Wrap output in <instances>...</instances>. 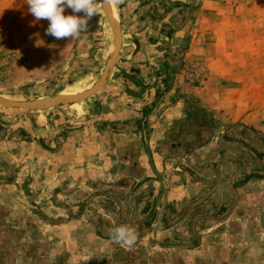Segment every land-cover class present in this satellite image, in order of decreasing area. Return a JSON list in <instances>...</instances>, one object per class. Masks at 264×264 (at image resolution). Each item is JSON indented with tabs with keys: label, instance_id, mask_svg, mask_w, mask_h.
I'll list each match as a JSON object with an SVG mask.
<instances>
[{
	"label": "crops",
	"instance_id": "crops-1",
	"mask_svg": "<svg viewBox=\"0 0 264 264\" xmlns=\"http://www.w3.org/2000/svg\"><path fill=\"white\" fill-rule=\"evenodd\" d=\"M1 4L28 14L27 0ZM119 4L120 53L131 46L140 63L190 79L189 67L200 68V2L191 11L185 0ZM61 50L43 44L38 53L56 64ZM147 52L154 55L144 59ZM140 76L124 92L109 78L59 142L62 121L48 112L36 127L23 121L19 138H9L6 120L0 125V264H264V142L251 139L258 132L245 128L248 141L235 132L206 138L200 77L181 82L187 94L152 100ZM120 101L132 106L119 109ZM79 192L88 193L80 206L65 203ZM121 225L137 230L132 247L112 241Z\"/></svg>",
	"mask_w": 264,
	"mask_h": 264
},
{
	"label": "rangeland",
	"instance_id": "rangeland-1",
	"mask_svg": "<svg viewBox=\"0 0 264 264\" xmlns=\"http://www.w3.org/2000/svg\"><path fill=\"white\" fill-rule=\"evenodd\" d=\"M112 2L119 26L118 12L121 6L119 0ZM198 2L200 131L206 138H216L220 131L232 136L235 132L238 140L248 141L250 135L245 128L253 129L259 134L264 132V0H185L189 11ZM144 6L146 5H141V11ZM165 9L160 8L161 11ZM183 9L184 7L180 10ZM23 10L19 5H0V99L11 102L44 100L72 92L80 84V80H93L97 83L112 58L114 51L111 52V46H115V36L106 19L101 0L97 4L98 14L88 21L87 33L72 39L57 40L46 35L49 22L36 21L29 12L27 14ZM64 14H71V9ZM181 42L179 48L183 51L186 46ZM43 44L45 47L55 45L62 48V54L57 53L54 58L56 64L51 56L46 60L42 53H38ZM91 49L96 50L92 56L88 54ZM132 50L131 46L124 48L107 78H111L110 84L121 89V92L125 88L136 90L133 81L142 79L140 74L150 82V89L155 90V95L153 93L150 96L152 100L154 97L155 100L158 99L163 93L170 94L171 91L172 95L179 90L187 94L185 88L182 90L183 84L190 79L196 82L190 77L188 70L186 73L190 79H184L183 75H170V71L156 63H140L138 58L134 59L136 54ZM153 55L154 53L147 52L144 59ZM141 59L144 60L143 57ZM72 64L75 66L71 67ZM193 64L187 67H195L196 62ZM75 70H78L79 75L73 77L72 72ZM85 102L48 104L30 110L0 106V125H4L6 120L5 125L10 130L9 138H19L22 137L21 126L24 123L28 125L27 120L31 121L32 127H36V121L42 112H48L51 120L57 123L62 121L56 124L58 133L55 139L59 142L62 131L66 132L70 130L66 127L75 125L71 117L81 114ZM126 106L130 108L132 105L124 104L123 101L118 103L119 109ZM27 125L25 127L28 128ZM2 131L3 127H0V133ZM258 133L259 138L253 135L251 139L256 143L264 142V136ZM31 139L36 141L35 137ZM128 151L132 154V149ZM79 193L83 195L66 199L65 203L80 206L88 193ZM97 201L100 202L99 199Z\"/></svg>",
	"mask_w": 264,
	"mask_h": 264
},
{
	"label": "clouds",
	"instance_id": "clouds-1",
	"mask_svg": "<svg viewBox=\"0 0 264 264\" xmlns=\"http://www.w3.org/2000/svg\"><path fill=\"white\" fill-rule=\"evenodd\" d=\"M98 3L99 0H27L28 12L36 21L47 20L46 35L57 40L78 38L87 33L88 21L98 14ZM66 9H71V14H64ZM110 237L116 244L132 247L137 242L138 232L131 226L121 225L113 229Z\"/></svg>",
	"mask_w": 264,
	"mask_h": 264
},
{
	"label": "water",
	"instance_id": "water-1",
	"mask_svg": "<svg viewBox=\"0 0 264 264\" xmlns=\"http://www.w3.org/2000/svg\"><path fill=\"white\" fill-rule=\"evenodd\" d=\"M102 2V8L106 15V19L108 23L110 24V27L112 29V32L115 36V50L113 52L112 58L110 62L105 66L100 79L97 81L95 86L91 88V90L87 91L83 95L79 96H56L54 98L44 99V100H36V101H30V102H10L7 100L0 99V106L7 107V108H13V109H22V110H30L33 108L42 107L44 105L48 104H77L80 103L91 96H93L95 93L100 91L102 87L104 86L105 82L107 81V78L110 74V71L113 70L121 50V44H122V36L120 32V28L116 21L112 18L110 15V11L108 8V0H101ZM96 50H92L90 53V56L94 54ZM130 93V92H129ZM131 95H134L132 92Z\"/></svg>",
	"mask_w": 264,
	"mask_h": 264
},
{
	"label": "bare ground",
	"instance_id": "bare-ground-1",
	"mask_svg": "<svg viewBox=\"0 0 264 264\" xmlns=\"http://www.w3.org/2000/svg\"><path fill=\"white\" fill-rule=\"evenodd\" d=\"M107 3H108L109 11L111 12L113 19L116 21L117 20V15H116V12H115V10L113 8V5H112L110 0H108ZM114 48H115V46L113 45L112 49H111V52L114 51ZM79 83L80 84L75 89H73L72 92H66V93L62 94V96H79V95H83L87 91L91 90V88L94 87V84L96 82L93 81V80L87 81L86 79H84V80H80Z\"/></svg>",
	"mask_w": 264,
	"mask_h": 264
},
{
	"label": "built area",
	"instance_id": "built-area-1",
	"mask_svg": "<svg viewBox=\"0 0 264 264\" xmlns=\"http://www.w3.org/2000/svg\"><path fill=\"white\" fill-rule=\"evenodd\" d=\"M190 77L196 81H198L200 77V68L199 67H192L189 71Z\"/></svg>",
	"mask_w": 264,
	"mask_h": 264
}]
</instances>
